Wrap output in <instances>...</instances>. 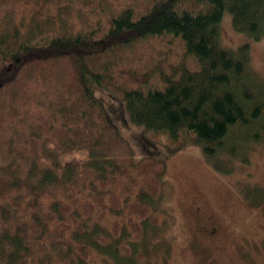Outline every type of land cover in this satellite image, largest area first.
I'll return each mask as SVG.
<instances>
[{"label": "trees", "instance_id": "trees-1", "mask_svg": "<svg viewBox=\"0 0 264 264\" xmlns=\"http://www.w3.org/2000/svg\"><path fill=\"white\" fill-rule=\"evenodd\" d=\"M17 1L19 17L0 0V264L118 262L117 251L140 264L121 241L150 229V247L161 235L166 162L136 159L114 123L138 128L147 154L191 141L216 167L260 141L249 43L231 51L220 36L228 10L236 32L264 37V0ZM153 41L180 47L170 74L148 61L131 69ZM113 71L130 85H114ZM109 215L114 243L88 230Z\"/></svg>", "mask_w": 264, "mask_h": 264}, {"label": "rangeland", "instance_id": "rangeland-1", "mask_svg": "<svg viewBox=\"0 0 264 264\" xmlns=\"http://www.w3.org/2000/svg\"><path fill=\"white\" fill-rule=\"evenodd\" d=\"M15 2L19 17L23 6L17 0ZM134 3L137 8L141 5L140 0ZM220 40L223 47L231 51L249 43L250 67L258 79L257 92L264 94V37L256 40L236 32L231 14L225 10ZM139 48L136 47L137 51ZM179 48L176 43L166 46L165 42L153 41L138 51L145 58L132 57L131 69L138 73L141 62L148 61L150 66L168 72L179 63ZM115 74L114 85H130L127 79ZM163 74L167 73L163 71ZM97 94L109 99L105 93ZM114 124L133 148L136 159L151 156L166 162L165 188L158 209L167 210L168 214L160 217L162 225L158 232L161 235L150 247L146 245L152 232L150 229L139 244L121 241L135 254L144 255L140 264H264V133L261 140L245 152L232 157L220 156L216 161L219 167H216L203 153L201 144L190 141L170 153L165 146L156 143L158 150L147 154L136 143L138 128ZM112 220V215L105 220L93 217L88 230L114 243L118 237L112 233ZM210 226L219 230L215 238L207 237L205 233ZM117 254L118 262L107 255L93 253L92 258L94 264H127L124 254L121 251Z\"/></svg>", "mask_w": 264, "mask_h": 264}, {"label": "flooded vegetation", "instance_id": "flooded-vegetation-1", "mask_svg": "<svg viewBox=\"0 0 264 264\" xmlns=\"http://www.w3.org/2000/svg\"><path fill=\"white\" fill-rule=\"evenodd\" d=\"M206 235H207V237H213V238H215L217 235H218V233H219V230H218V228L217 227H215V226H210V227H208L207 229H206ZM262 251H263V253H264V247H262ZM262 259V258H261Z\"/></svg>", "mask_w": 264, "mask_h": 264}]
</instances>
